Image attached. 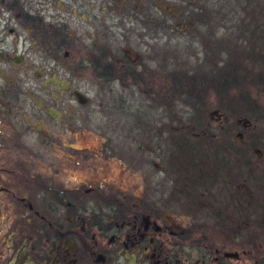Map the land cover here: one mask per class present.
I'll list each match as a JSON object with an SVG mask.
<instances>
[{
    "label": "flooded vegetation",
    "instance_id": "obj_1",
    "mask_svg": "<svg viewBox=\"0 0 264 264\" xmlns=\"http://www.w3.org/2000/svg\"><path fill=\"white\" fill-rule=\"evenodd\" d=\"M222 29L264 44V0H0V264H264L253 165L173 126Z\"/></svg>",
    "mask_w": 264,
    "mask_h": 264
},
{
    "label": "rangeland",
    "instance_id": "obj_2",
    "mask_svg": "<svg viewBox=\"0 0 264 264\" xmlns=\"http://www.w3.org/2000/svg\"><path fill=\"white\" fill-rule=\"evenodd\" d=\"M258 34L261 38L264 30ZM236 35L234 30L222 29L219 49L217 45L214 48L213 42H205L202 55L208 54L207 57L211 58L207 68H219L222 88L218 94L209 91L195 94L185 90L176 92L175 97L181 96L188 102L173 105V126L189 125L190 120H195L193 117L198 115L211 126L220 127V130H216L220 132V148L227 149L222 153H226V156L235 154L238 164L248 162L253 165L255 181L250 183L251 194L258 197L257 200L261 201L258 203L264 206L260 198L264 197V44L261 39L243 43L236 39ZM182 41L175 40L176 52H181ZM214 52H220V61L215 64ZM224 73H228V76H224ZM196 101L202 104L195 105ZM216 108L220 117L217 114L211 117V112ZM203 147L208 148L207 145ZM253 149L259 151L258 157L252 153ZM258 167L261 169L255 171Z\"/></svg>",
    "mask_w": 264,
    "mask_h": 264
},
{
    "label": "trees",
    "instance_id": "obj_3",
    "mask_svg": "<svg viewBox=\"0 0 264 264\" xmlns=\"http://www.w3.org/2000/svg\"><path fill=\"white\" fill-rule=\"evenodd\" d=\"M224 76H228V73H224Z\"/></svg>",
    "mask_w": 264,
    "mask_h": 264
},
{
    "label": "water",
    "instance_id": "obj_4",
    "mask_svg": "<svg viewBox=\"0 0 264 264\" xmlns=\"http://www.w3.org/2000/svg\"><path fill=\"white\" fill-rule=\"evenodd\" d=\"M239 137H241V136L239 135Z\"/></svg>",
    "mask_w": 264,
    "mask_h": 264
}]
</instances>
